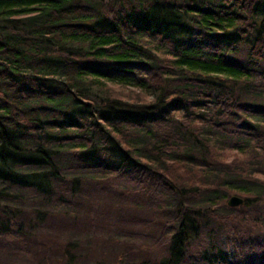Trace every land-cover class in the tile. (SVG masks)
I'll return each instance as SVG.
<instances>
[{
  "label": "trees",
  "instance_id": "16d2710c",
  "mask_svg": "<svg viewBox=\"0 0 264 264\" xmlns=\"http://www.w3.org/2000/svg\"><path fill=\"white\" fill-rule=\"evenodd\" d=\"M0 264H264V0H0Z\"/></svg>",
  "mask_w": 264,
  "mask_h": 264
},
{
  "label": "rangeland",
  "instance_id": "374dc122",
  "mask_svg": "<svg viewBox=\"0 0 264 264\" xmlns=\"http://www.w3.org/2000/svg\"><path fill=\"white\" fill-rule=\"evenodd\" d=\"M229 58L231 59V58H233V56L230 55ZM107 246H108V244H104L103 246L99 247L101 250L93 251L92 254L89 255V258L94 261V260L100 259L101 257H104L107 253V251H106ZM106 258L112 260V257L110 258V257L106 256ZM84 259L88 262H92L91 260L88 259L87 256H85Z\"/></svg>",
  "mask_w": 264,
  "mask_h": 264
},
{
  "label": "water",
  "instance_id": "95a60500",
  "mask_svg": "<svg viewBox=\"0 0 264 264\" xmlns=\"http://www.w3.org/2000/svg\"><path fill=\"white\" fill-rule=\"evenodd\" d=\"M242 204V200L238 197H231L228 202H227V206L230 208H235L238 207Z\"/></svg>",
  "mask_w": 264,
  "mask_h": 264
}]
</instances>
